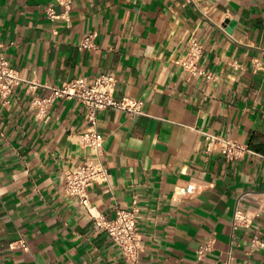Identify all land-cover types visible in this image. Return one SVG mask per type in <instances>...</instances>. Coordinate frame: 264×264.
<instances>
[{
  "label": "crops",
  "instance_id": "obj_1",
  "mask_svg": "<svg viewBox=\"0 0 264 264\" xmlns=\"http://www.w3.org/2000/svg\"><path fill=\"white\" fill-rule=\"evenodd\" d=\"M194 40L200 70L182 62ZM1 56L52 85L113 72L118 97L144 101L98 111L111 176L89 188L96 213L139 207L135 264H264V157L230 158L206 134L264 153V0H0ZM38 93L0 91V264H133L66 188L92 153L86 105L60 97L40 115Z\"/></svg>",
  "mask_w": 264,
  "mask_h": 264
},
{
  "label": "built area",
  "instance_id": "obj_2",
  "mask_svg": "<svg viewBox=\"0 0 264 264\" xmlns=\"http://www.w3.org/2000/svg\"><path fill=\"white\" fill-rule=\"evenodd\" d=\"M73 0H60L63 4L70 5ZM50 14L56 16L55 10H50ZM226 29V27L224 26ZM96 32L88 34L82 42V47L93 46ZM203 45L198 41L192 42L189 55L182 61L193 70H200L197 59L201 56ZM211 76V74H209ZM30 81L31 86L38 89L40 86L50 88V93L46 95L36 94L33 103L40 115H46L55 101L60 97L77 98L87 107L86 116L91 122V126L82 134V142L92 148V153L86 159L75 165L66 172V188L71 194L78 196L88 210L95 216L97 223L106 228L113 236L116 244L120 245L125 255L131 263L135 264L140 258L143 248L142 233L139 226V207L131 208L119 207L114 217H107L102 213L93 210L90 200L89 188L95 182L108 181L111 176V168L104 160L105 136L98 129V111L102 108L115 106L135 115L143 113L142 99L131 96L118 97L116 95L117 76L113 72H105L93 79L86 76L72 78L63 84L52 85L29 80L21 76L16 68L11 65L8 58L0 57V91L8 95L15 85ZM209 139V146H220L224 154L230 158H241L247 153H255L264 157V153L259 152L249 145L221 134L206 132ZM249 218L242 209H237L234 226L243 222H248ZM26 246V242H22ZM209 249V244L200 249V255H204ZM232 256L228 260L231 264Z\"/></svg>",
  "mask_w": 264,
  "mask_h": 264
},
{
  "label": "water",
  "instance_id": "obj_3",
  "mask_svg": "<svg viewBox=\"0 0 264 264\" xmlns=\"http://www.w3.org/2000/svg\"><path fill=\"white\" fill-rule=\"evenodd\" d=\"M234 23V21H232V24Z\"/></svg>",
  "mask_w": 264,
  "mask_h": 264
}]
</instances>
